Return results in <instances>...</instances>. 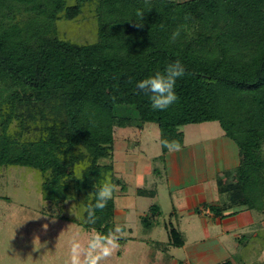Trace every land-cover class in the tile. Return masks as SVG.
Returning <instances> with one entry per match:
<instances>
[{
    "label": "trees",
    "instance_id": "obj_1",
    "mask_svg": "<svg viewBox=\"0 0 264 264\" xmlns=\"http://www.w3.org/2000/svg\"><path fill=\"white\" fill-rule=\"evenodd\" d=\"M85 10L94 37H62L57 22ZM180 25L187 27L170 43ZM176 60L185 67L175 86L178 101L153 110L137 83ZM124 113L138 128L156 123L160 142L181 145L179 127L218 122L239 153L219 186L239 191L214 213L233 214L234 207L264 213V0H0V167L37 170L42 198L53 206L74 200L77 215L59 219L102 235L115 232L114 194L127 183L111 165L113 127ZM167 151L161 145L156 158ZM105 176L116 191L89 223L80 209L94 203ZM160 214L152 204L140 222L149 227ZM168 234L171 245H182L177 229Z\"/></svg>",
    "mask_w": 264,
    "mask_h": 264
},
{
    "label": "rangeland",
    "instance_id": "obj_2",
    "mask_svg": "<svg viewBox=\"0 0 264 264\" xmlns=\"http://www.w3.org/2000/svg\"><path fill=\"white\" fill-rule=\"evenodd\" d=\"M57 28L62 37L75 41H89L94 37V23L88 10L74 21H58ZM125 115L126 113L120 115L113 127L114 149L111 159L112 168L127 183L125 192L120 193L117 188L118 195L114 194L115 228H120L121 225V231L116 233L119 237L118 246L101 264L226 262V258L212 254L201 256L199 260L190 257L192 250L201 245L194 243L200 229L193 228L191 224L181 223L184 246H173L168 242L164 224L177 229L176 223L181 221L172 216V207L175 205L170 199L171 188L165 182L164 160L145 158L161 154L159 127L156 123H147L143 131L139 132L138 127L132 124L133 121L124 120ZM134 115L135 112L130 113L131 117ZM213 122L220 127L218 122ZM201 124L206 125L208 122L180 127L186 134L187 141H190L191 127ZM101 161L109 162L107 158ZM133 161L136 163V170L130 172L128 165ZM155 166L157 170L153 172L152 168ZM41 181V175L33 168L19 165L0 167V264H70L73 239L86 246L91 236L96 234L94 231L81 229L70 220L59 219L60 214L75 217L69 210L76 203L68 200L60 208L44 201L40 190ZM138 186L153 190L156 194L135 195ZM152 204L159 206L160 223L147 229L142 226L139 215L146 212ZM235 209L241 210L234 207L233 211ZM73 210L77 215L78 207L75 206ZM250 213L255 219L247 223V228L232 232L227 240L222 238L223 247L228 249L229 259L233 264H256L257 261L251 258L256 255L257 249L264 246V229L260 227L262 223L259 221L264 213L255 210H250ZM44 225H47L46 229ZM239 232L243 235L240 239L235 237Z\"/></svg>",
    "mask_w": 264,
    "mask_h": 264
},
{
    "label": "crops",
    "instance_id": "obj_3",
    "mask_svg": "<svg viewBox=\"0 0 264 264\" xmlns=\"http://www.w3.org/2000/svg\"><path fill=\"white\" fill-rule=\"evenodd\" d=\"M146 124L142 128H138L139 132L143 131ZM179 129L181 130L180 127ZM190 131V141H187V136L182 131L183 144L181 145L180 151H167L163 156L166 174L165 182L171 188L169 190L170 199L172 204L175 205L172 207V216L175 219L179 218L181 221L176 223L182 240V245L179 247L184 246L185 243L181 230L183 224L181 223L191 224L193 228L199 227L200 229L199 235L194 243L201 245H198L192 250L190 257L199 260L201 256L212 254L222 258L224 257L228 261V264H233V261L229 259L231 257L228 254V249L223 247L222 238H229L232 232L238 231L239 228H247V223H251L255 219L254 215L250 213V209L240 207L239 209L241 210L233 214H229L232 210H226L224 212L226 214L225 216H219L214 213L212 208L231 203L239 191L237 187H231V184L223 187L219 186V183L223 181L219 175L238 165V148L230 138L225 136L221 127H217L213 121H209L206 125L193 126ZM159 155L147 156L145 158L146 160L157 159L156 157ZM128 166L130 167V172L136 170V163L134 161L130 162ZM155 170H157L156 166L152 168L153 172ZM140 178L142 179V177ZM218 178H221V180ZM137 188L141 187L138 186ZM115 195H118L117 192ZM144 214L145 211L139 215V219ZM259 221L262 223L260 227L264 229V214L260 217ZM159 223L157 218L153 225L145 228L148 229L156 224L159 225ZM166 227L164 224V229L167 230L169 238V226ZM147 235L149 237V233ZM242 236L241 232L235 234V237L239 239ZM256 251V255L252 256L254 258L251 259H255L257 262H264V246H261ZM215 262L211 264H216L217 262Z\"/></svg>",
    "mask_w": 264,
    "mask_h": 264
},
{
    "label": "clouds",
    "instance_id": "obj_4",
    "mask_svg": "<svg viewBox=\"0 0 264 264\" xmlns=\"http://www.w3.org/2000/svg\"><path fill=\"white\" fill-rule=\"evenodd\" d=\"M143 15V11H137V16L141 19ZM189 18L188 16L185 17V19ZM140 26L141 24L137 23V27ZM186 27V25H180L172 33L170 43H174L179 38L181 31ZM184 75V65L180 60H176L169 63L163 71H157L155 74L138 81L137 88L148 95L150 106L153 110L165 111L178 101L175 86L177 80ZM161 145L167 148L169 152L181 150V144L176 140L169 141L164 139L161 140ZM76 178L82 179V176L78 175ZM115 191L116 186L112 183L111 177L105 176L94 194V203H89L80 209L82 213L87 214V222L95 223L98 218L96 216L97 211H102L107 206L108 201L113 199ZM75 206L73 205L69 211L76 216V212L73 210ZM44 228L46 229L47 225H44ZM120 231L121 229L117 227L115 232H110L106 235L96 233L87 241L86 246L82 245L79 240L73 239L71 242L70 264H101V261L111 256L114 249L118 246L119 237L116 233Z\"/></svg>",
    "mask_w": 264,
    "mask_h": 264
},
{
    "label": "built area",
    "instance_id": "obj_5",
    "mask_svg": "<svg viewBox=\"0 0 264 264\" xmlns=\"http://www.w3.org/2000/svg\"><path fill=\"white\" fill-rule=\"evenodd\" d=\"M249 264H251V263H249ZM256 264H264V262H257Z\"/></svg>",
    "mask_w": 264,
    "mask_h": 264
}]
</instances>
